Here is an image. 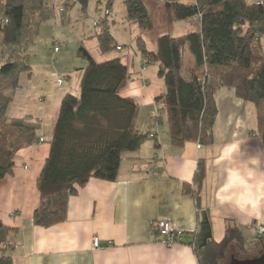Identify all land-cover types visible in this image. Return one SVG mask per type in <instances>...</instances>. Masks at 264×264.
<instances>
[{"label":"trees","instance_id":"trees-1","mask_svg":"<svg viewBox=\"0 0 264 264\" xmlns=\"http://www.w3.org/2000/svg\"><path fill=\"white\" fill-rule=\"evenodd\" d=\"M89 1L57 0L61 19L75 5L86 11ZM94 2L95 10L102 13L112 8L114 0ZM123 3L130 22L142 31L153 28L144 0ZM162 9L167 23L199 17L200 28L180 36L160 35L154 50L147 48L141 35L135 39L132 51L142 57V66L157 64L163 83L162 93L154 99V127L166 123L174 146L210 145L217 114L214 93L227 88L254 105L264 150V0H163ZM55 14L56 6L45 0H0V179L12 174L18 152L36 140L39 119H11L5 114L19 75L30 70L28 44L42 22ZM96 28L93 37L99 53L124 48L111 34L108 16ZM130 79L121 57L92 60L82 69L77 93L62 98L49 153L35 182L39 203L32 213L34 224L49 227L64 221L69 196L91 178L115 179L123 157L154 137L151 130L136 126L139 103L121 94ZM204 178L205 166L200 162L193 175L195 188L187 185L185 192L198 199ZM11 232L0 221V264H13L7 254ZM263 238L247 244L240 229L228 223L221 240L208 238L193 247L198 264H224L230 248L253 256L263 247Z\"/></svg>","mask_w":264,"mask_h":264},{"label":"crops","instance_id":"crops-1","mask_svg":"<svg viewBox=\"0 0 264 264\" xmlns=\"http://www.w3.org/2000/svg\"><path fill=\"white\" fill-rule=\"evenodd\" d=\"M45 2L56 6L57 0ZM112 9L109 28L114 23ZM122 16L132 24L125 10ZM196 18L195 31L200 28ZM137 33L146 45L150 43L148 49L156 48L154 40L149 42ZM89 37L95 40L93 35ZM132 47L120 50L131 76L121 94L139 103L136 126L151 130L154 137L123 157L115 179L91 178L82 184L67 200L66 219L49 227L38 226L32 219L39 203L35 182L49 153L60 102L67 93H77L75 85L86 63H79L83 66L76 72L75 83L71 82V68L76 63L55 70L46 53L32 57L30 70L19 75V86L5 115L39 119L41 125L33 144L18 152L12 174L0 179V221L12 229L7 254L13 264H198L193 243L221 240L228 223L240 229L247 244L259 240L252 225H264V150L257 135L254 105L236 97L231 89H217L213 142L174 146L166 123L154 127L153 121L144 118L149 117L155 97L164 88L157 64L142 66V57ZM50 52L52 57L62 58L60 49ZM83 52L86 60L96 61L90 49ZM186 59L192 63L189 53ZM57 78H63L60 85ZM162 126L168 138L161 137ZM200 162L205 166V178L195 199L185 192V186L195 188L193 175ZM160 219L183 231L180 242L167 246L160 241L154 227ZM93 237L99 239V248H93ZM262 240L263 247L255 255L231 259L259 257L264 253Z\"/></svg>","mask_w":264,"mask_h":264},{"label":"rangeland","instance_id":"rangeland-1","mask_svg":"<svg viewBox=\"0 0 264 264\" xmlns=\"http://www.w3.org/2000/svg\"><path fill=\"white\" fill-rule=\"evenodd\" d=\"M149 15L151 17L153 28L147 31L140 30L135 23L131 22L130 24L122 15L125 10V5L123 0H114L112 10L114 11V15L111 16L113 18L114 23L111 24V32H113L116 36L122 38L124 40V48L135 47V39L136 32L137 34H142L146 36L150 41L155 42L156 47V38L163 34H168L171 36H180L183 34H187L189 32H193L198 28V20L196 17L190 18L188 20L167 23L164 18L162 4L163 0H144ZM56 3V14L54 17L42 22L39 27V31L37 36L28 44L27 51L30 54V59L32 57H39L42 53H46L49 56V61L54 69H64L66 65L71 66L72 63H76L73 65L71 70L73 69L74 73L71 78V82L75 83L76 81V72L80 71L79 67L83 65H79V63H86V65L90 62L84 58L83 49H90L93 55H95V62H101L106 59L111 58L112 56H118L124 59L123 52L114 50L108 54H101L98 52L96 48V41L91 40L89 36H92L97 31V28L92 25L93 18H98L101 16V12H97L95 10V2L94 0H90L87 6V10L83 11L79 7L71 9L67 12V17L65 20L61 19L59 7ZM110 18V19H111ZM135 25V26H134ZM140 32V33H139ZM84 36V37H83ZM83 38V39H82ZM84 43H83V41ZM54 46H58L60 49V55L62 58H56L51 56V52ZM147 47H150V43H147ZM37 59V58H36ZM154 66V65H153ZM156 67V66H154ZM78 69V70H75ZM63 79V78H62ZM69 79V78H67ZM79 83H76V89L78 91ZM144 111V107L142 108ZM141 111L144 113V111ZM147 109L146 112H149ZM154 109V108H153ZM152 109V110H153ZM151 110V111H152ZM150 111V113H151ZM146 120L152 121V118L147 115ZM146 128V127H145ZM167 129L165 126L160 127L161 137L168 138ZM247 257L237 251L234 248H230L227 251V258L224 264H229L231 258H244Z\"/></svg>","mask_w":264,"mask_h":264},{"label":"built area","instance_id":"built-area-1","mask_svg":"<svg viewBox=\"0 0 264 264\" xmlns=\"http://www.w3.org/2000/svg\"><path fill=\"white\" fill-rule=\"evenodd\" d=\"M110 14H111V9L103 10L100 17H98L97 19L93 18L92 25L94 27H99L100 19L103 18L104 16L109 17ZM58 49H59L58 46L54 47L55 52L58 51ZM117 49L121 50L120 46H118ZM62 81H63L62 78H57L56 79L57 85H60ZM156 116H157L156 109H153L150 113V117L154 118ZM40 141H43V138H40ZM154 225H155L157 234L160 237V241L164 243L165 245L170 246L172 244H175L181 241L183 231L181 229L176 228L169 220L160 219V220H157ZM252 226H253L255 236L257 238H261L262 236H264V225L263 224L254 223ZM92 246L93 248H99L101 246L100 241L97 237H93Z\"/></svg>","mask_w":264,"mask_h":264},{"label":"water","instance_id":"water-1","mask_svg":"<svg viewBox=\"0 0 264 264\" xmlns=\"http://www.w3.org/2000/svg\"><path fill=\"white\" fill-rule=\"evenodd\" d=\"M229 264H264V253H262L259 257H255L252 259H231Z\"/></svg>","mask_w":264,"mask_h":264}]
</instances>
